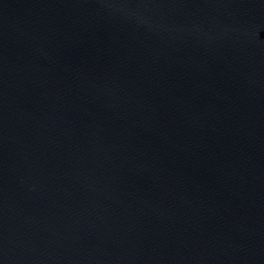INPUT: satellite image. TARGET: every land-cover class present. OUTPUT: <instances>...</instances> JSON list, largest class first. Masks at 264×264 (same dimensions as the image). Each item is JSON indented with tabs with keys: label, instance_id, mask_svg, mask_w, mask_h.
Returning a JSON list of instances; mask_svg holds the SVG:
<instances>
[{
	"label": "water",
	"instance_id": "95a60500",
	"mask_svg": "<svg viewBox=\"0 0 264 264\" xmlns=\"http://www.w3.org/2000/svg\"><path fill=\"white\" fill-rule=\"evenodd\" d=\"M0 264H264V0H0Z\"/></svg>",
	"mask_w": 264,
	"mask_h": 264
}]
</instances>
